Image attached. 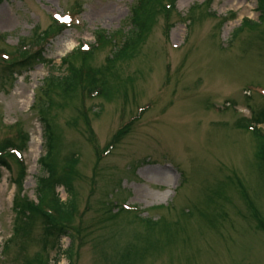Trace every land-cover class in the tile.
I'll use <instances>...</instances> for the list:
<instances>
[{
  "label": "rangeland",
  "instance_id": "374dc122",
  "mask_svg": "<svg viewBox=\"0 0 264 264\" xmlns=\"http://www.w3.org/2000/svg\"><path fill=\"white\" fill-rule=\"evenodd\" d=\"M138 1L0 0V144L12 140L26 166L20 182L16 155L0 165V264H127L122 254L143 247L131 264H264V173L246 128L264 134V11L258 0H178L172 13H158L132 57L110 63ZM54 16L58 27L40 37ZM102 31L112 37L99 46ZM83 43L95 48L77 61V92L47 94L46 78L67 75L63 58ZM109 66L117 89L110 100L96 98L92 75ZM46 101L61 165L80 159L73 238L25 220L20 199L39 200ZM56 193L71 198L64 186ZM110 201L119 203L113 212L135 206L159 223L110 219L102 205Z\"/></svg>",
  "mask_w": 264,
  "mask_h": 264
},
{
  "label": "trees",
  "instance_id": "16d2710c",
  "mask_svg": "<svg viewBox=\"0 0 264 264\" xmlns=\"http://www.w3.org/2000/svg\"><path fill=\"white\" fill-rule=\"evenodd\" d=\"M178 0H139L138 3L132 9V15L130 19V29L126 33L125 41L121 46H115L114 54L110 59V63H114L117 58H130L135 53V51L145 43L150 31L154 28L157 22V15L161 11H165L167 13H172L175 10L176 3ZM170 2L172 7L170 9L165 8V3ZM259 10L264 11V0H258ZM168 11H167V10ZM174 9V10H173ZM173 10V11H171ZM58 26L55 22H53L50 26L49 30H45L40 34L42 36L51 34V31L56 29ZM242 29L240 27L236 32L237 33ZM105 32L102 31L98 33V42L107 41L110 35H103ZM115 36V35H113ZM102 44V43H101ZM88 53V54H87ZM134 53V54H132ZM81 54H87L86 60L92 57V51L82 52L79 49L75 50L70 56L63 59V63L68 65V74L64 76H51L46 78L45 83L47 84V94L51 90L65 92L66 94L72 93V95L77 92L80 87V83L83 80V68L77 66V61L82 60ZM89 55V57H88ZM36 53L31 54L27 59L34 58ZM39 58H36L38 60ZM25 60V59H24ZM42 56L40 55L39 62L42 61ZM22 64L21 62H17L15 65ZM12 66V65H9ZM26 66V65H25ZM24 66V67H25ZM111 66L106 67L104 69H99L97 72L93 71L94 75H92V79L90 81V91H93L97 88H100L102 96H104L107 100L112 99L114 93V84H112L107 75L109 76ZM116 88V86H115ZM117 89V88H116ZM49 97V96H47ZM50 102L46 101L43 103L42 107V119L44 122V139H45V150L46 153L40 158L41 164V174L37 180V190L39 194V200L37 203L29 201L27 197L20 198L24 202V206L22 209L26 212V216L23 217L25 220H37L41 219L45 223V227L48 230L49 234L60 239L63 236H70L73 238V230H77L78 227L73 225L75 223L76 215L78 214V206H77V193L74 190V181L76 176L77 167L79 165L80 159L79 157H70L66 160L64 165H61L59 161V156L61 152V134L54 127L53 123L48 118V110ZM248 127V125H246ZM126 129H123L121 132L117 134V142L120 141L122 137H124V133ZM255 138L257 143V153L256 158L258 162V167L264 173V134L261 133L260 130L255 129ZM20 134V133H19ZM11 147H18L13 144L12 140L5 139L1 143V150L4 152ZM19 148V147H18ZM100 153H98V157L100 158ZM8 157H12L11 154L7 151L6 154L0 156V165L8 166ZM19 166L20 170V182H24L26 175V167L23 163L19 162L15 159ZM64 186L68 192L71 193V198L67 202H64L56 193L57 187ZM93 193V192H92ZM112 205H109V204ZM104 205V213L110 216V219H118L120 217L129 216L133 221L139 220L141 225L147 227V229H153L157 227V221H154L153 218L150 217H141L139 213L133 211H124L122 208L119 209L118 212H113V202L102 203ZM110 206V207H108ZM24 218H17V221ZM20 219V220H19ZM165 223V221H163ZM170 227L172 224H169ZM166 227L165 225L163 226ZM151 231V230H150ZM164 231V230H163ZM10 245V243L8 244ZM148 244L144 245L146 248ZM144 248V247H143ZM142 249L135 248V252H124L122 254V262H126L127 264H131L134 254L145 253L146 251ZM145 248V249H146ZM141 250V251H140ZM70 254V258L72 259L73 252L72 248L68 249ZM40 264L44 263L43 259H38ZM29 264L37 263V260H29ZM73 264V261H72Z\"/></svg>",
  "mask_w": 264,
  "mask_h": 264
}]
</instances>
